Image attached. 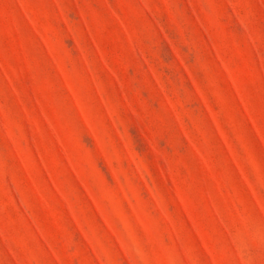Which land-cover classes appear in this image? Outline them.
<instances>
[{
	"label": "rangeland",
	"instance_id": "rangeland-1",
	"mask_svg": "<svg viewBox=\"0 0 264 264\" xmlns=\"http://www.w3.org/2000/svg\"><path fill=\"white\" fill-rule=\"evenodd\" d=\"M0 264H264V0H0Z\"/></svg>",
	"mask_w": 264,
	"mask_h": 264
}]
</instances>
